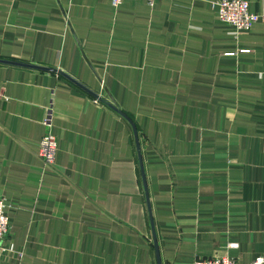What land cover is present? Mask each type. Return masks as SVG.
<instances>
[{"label": "crops", "instance_id": "obj_1", "mask_svg": "<svg viewBox=\"0 0 264 264\" xmlns=\"http://www.w3.org/2000/svg\"><path fill=\"white\" fill-rule=\"evenodd\" d=\"M216 1L0 0L1 58L107 100L0 62V264L264 254V0L239 30Z\"/></svg>", "mask_w": 264, "mask_h": 264}, {"label": "built area", "instance_id": "obj_2", "mask_svg": "<svg viewBox=\"0 0 264 264\" xmlns=\"http://www.w3.org/2000/svg\"><path fill=\"white\" fill-rule=\"evenodd\" d=\"M123 0H111L114 8L120 6ZM153 4L155 0H148ZM217 8L218 16L222 21L229 23L236 30L250 28L260 17L257 12L250 9L248 0H217L213 3ZM95 101H99L96 97ZM43 124L50 129V116L43 118ZM57 143L53 133L48 130L39 139L37 152L43 161V166H50L55 159ZM9 202L4 196H0V247L1 241L9 227L8 208ZM192 264H239L228 252L213 256L196 258ZM244 264H264V254L251 259Z\"/></svg>", "mask_w": 264, "mask_h": 264}, {"label": "water", "instance_id": "obj_3", "mask_svg": "<svg viewBox=\"0 0 264 264\" xmlns=\"http://www.w3.org/2000/svg\"><path fill=\"white\" fill-rule=\"evenodd\" d=\"M0 62L13 63V64H19V65H26V66H31V67H37V68L44 69V70H54V71L57 70L58 72L64 74L68 78L74 80L77 84H79L83 88L87 89L89 92H91L93 95H95V97H98L103 102H107V100L104 99L102 96H100V94L98 92H95V91L89 89L86 85L82 84L77 79L73 78L72 76H69L68 74H66L65 72H62L61 70H59L57 68H52V67H47V66H41V65H37V64L26 63V62H21V61L12 60V59H6V58H1V57H0Z\"/></svg>", "mask_w": 264, "mask_h": 264}]
</instances>
